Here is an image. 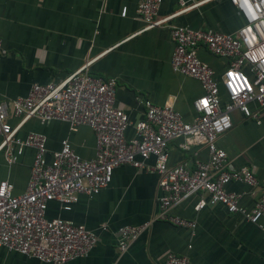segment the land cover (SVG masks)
<instances>
[{
    "label": "crops",
    "instance_id": "1",
    "mask_svg": "<svg viewBox=\"0 0 264 264\" xmlns=\"http://www.w3.org/2000/svg\"><path fill=\"white\" fill-rule=\"evenodd\" d=\"M137 0H0V101L10 103L24 97L32 84L62 81L88 63L90 75L113 78L116 82L114 106L124 112L127 126L124 138H133V124L143 119V102L170 105L184 122L195 117L192 102L203 94L197 81L174 73L169 66L173 44L164 27L142 29L136 19ZM161 0L160 18L176 14L169 24L192 29H211L223 34L235 31L242 20L227 0ZM124 17L119 16L121 8ZM197 58L219 77L227 60L197 49ZM220 98L224 99L221 88ZM250 110L256 105L250 103ZM10 109L8 114L10 115ZM14 117L8 124H17ZM231 128L216 139L215 145L233 167L246 166L258 181V188L232 183L229 190L242 193L239 205L249 209L264 188V108L258 120L244 118L238 111L230 113ZM29 132L45 136L46 158L57 151L62 140L80 159H91L95 152L92 131L79 126L69 131L65 123L49 121L39 124L28 119L16 131L22 139ZM181 139L166 144L167 165L206 159L203 147L180 150ZM33 150L24 148L11 166L0 153V181L12 185L20 194L26 185ZM153 159L143 168L120 165L112 170L110 182L96 195H77L69 211L49 202L45 218L70 220L82 225L96 237L95 246L83 258L64 264H163L166 252L185 256L191 264H264V240L258 228L228 214L220 205L195 211L196 197L172 206L170 214L193 221L192 230L151 222L148 230L130 242L126 250L116 249L115 231L122 226L146 222L157 211L156 181ZM0 264H45L0 247Z\"/></svg>",
    "mask_w": 264,
    "mask_h": 264
},
{
    "label": "built area",
    "instance_id": "2",
    "mask_svg": "<svg viewBox=\"0 0 264 264\" xmlns=\"http://www.w3.org/2000/svg\"><path fill=\"white\" fill-rule=\"evenodd\" d=\"M227 1L242 20V25L228 34L169 24L176 14L160 18L161 0L136 1L135 17L142 29H167L173 44L170 69L194 79L203 91L192 102L195 117L190 122H184L170 105L144 101L143 119L133 124V138L126 140V115L114 106L116 82L90 75L88 63L60 82L32 84L24 97L10 103L0 101V153L4 163L11 166L24 148L33 150L29 176L20 194L14 195L12 185L0 181V247L45 264H64L85 257L96 244L95 235L70 220L46 219L47 203L55 202L62 211H69L77 195L91 198L105 188L114 168L129 165L141 169L149 157L157 175V211L140 225L122 226L115 231L119 253L155 220L192 230L193 221L170 214L169 210L193 196L195 211L220 205L226 213L256 226L264 240V188L249 209L241 207L242 193L228 186L237 183L255 189L258 181L246 166L229 165L225 153L215 145L216 139L231 128V112L238 111L244 118L256 121L264 108V0ZM179 3L183 4L181 0ZM125 14L122 7L119 16ZM200 47L228 61L219 77L197 58ZM3 54L0 41V56ZM250 103L256 105L254 110L249 109ZM9 117L18 120L14 127L8 124ZM28 119L39 124L59 121L69 131L88 127L95 141L93 158L80 159L62 140L59 149L50 152L47 159L44 135L29 132L22 139L15 135ZM174 139L182 140L178 148L183 151L203 147L206 159L195 161L193 168L185 163L167 165L166 144ZM163 264L191 263L185 256L166 252Z\"/></svg>",
    "mask_w": 264,
    "mask_h": 264
},
{
    "label": "snow or ice",
    "instance_id": "3",
    "mask_svg": "<svg viewBox=\"0 0 264 264\" xmlns=\"http://www.w3.org/2000/svg\"><path fill=\"white\" fill-rule=\"evenodd\" d=\"M205 105H206V102H205Z\"/></svg>",
    "mask_w": 264,
    "mask_h": 264
}]
</instances>
